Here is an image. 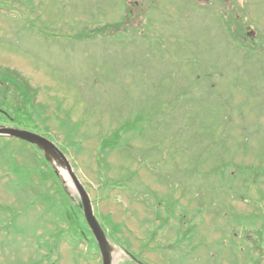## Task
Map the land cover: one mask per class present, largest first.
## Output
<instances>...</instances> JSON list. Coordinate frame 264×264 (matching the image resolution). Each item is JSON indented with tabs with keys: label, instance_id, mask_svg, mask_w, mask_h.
Returning a JSON list of instances; mask_svg holds the SVG:
<instances>
[{
	"label": "rangeland",
	"instance_id": "1",
	"mask_svg": "<svg viewBox=\"0 0 264 264\" xmlns=\"http://www.w3.org/2000/svg\"><path fill=\"white\" fill-rule=\"evenodd\" d=\"M239 16L247 43L229 24ZM261 38L264 0H0V74L38 89L40 117L70 151L112 264H264ZM9 85L0 76V100L19 93ZM125 124L100 160L101 141ZM26 150L18 160L33 172ZM0 160V264H104L57 163L62 187L36 171L12 180ZM72 226L91 235L89 251Z\"/></svg>",
	"mask_w": 264,
	"mask_h": 264
},
{
	"label": "trees",
	"instance_id": "2",
	"mask_svg": "<svg viewBox=\"0 0 264 264\" xmlns=\"http://www.w3.org/2000/svg\"><path fill=\"white\" fill-rule=\"evenodd\" d=\"M191 1H193V0H191ZM213 1L215 4L220 3V0H213ZM246 3H247V1H246ZM239 18H240V16L238 17V20H237L234 17L233 20H231V21L229 20V24H232L233 21L237 22L239 24V26L241 28L240 30L243 31V33H244L243 39L241 41L243 43H247L248 41H250L249 35H250L251 31H249V32L247 31V28L245 27V25L243 26V23L241 22L242 20L240 21ZM256 26H257V24H256ZM257 27H259V26H257ZM255 41L259 45V48L261 49L260 54L264 53V46L262 47V44H264L263 38L255 39ZM233 48H234V51H236L235 54H237V55H239V54L244 55L247 53V50L244 47L242 48L243 49L242 53H240V51H241L240 49H238L239 53L237 52L238 50L236 49V46H234ZM259 48H258V50H259ZM257 54L259 55V52L256 53V55ZM13 74L14 75L12 77H14V80H9L8 76H6L5 73L3 75L0 74L1 82L4 83V85L9 83L10 85H13L14 87H16L18 89L17 92H19L11 100H7V95L3 96V98L1 97L2 99L0 100L1 101L0 106H1V108L6 107L5 111L8 114L7 113L1 114V112H0V123H2V122L7 123L8 122L10 125H13V126H16L18 128H22V129H28V130L36 131V132L41 133L44 136L48 137L52 141H57V139L54 138L52 136V134L47 132V130H49V128H47L44 125V122L42 121V119L40 117L41 111H39V109L37 108L36 98H35L39 92L38 89L31 86L27 79L25 80L23 77H20L21 75L18 72L17 73L15 72ZM20 80H24V82H22ZM9 86H6L5 88L1 89L3 95H5L6 90L7 91L9 90V88H7ZM42 125L45 126V129L41 127ZM74 129H77L76 131H78V126H75ZM129 131H131V128H129V126L127 124H125L121 127L120 130L116 131L113 136H109L107 138H104L101 141V148H100V152H99L100 153V160L103 159V157L101 156L102 152L103 151L106 152L108 149L116 148L120 142L121 137L124 136V134L128 133ZM0 140L2 141V145L0 147V153L3 156V161H5V163L7 165V168L5 169L3 175H7L9 173L12 180L14 179L15 176H20V178L23 181H25V180L26 181H33L32 176L34 175L33 173L36 171L42 176V178L47 179V180H55L56 182H58V185L62 187V183L59 180L60 178H59V175L56 173V169L54 168L52 162L45 156L44 152L40 148H38L37 146L30 145L26 142L16 140L14 138L2 137V138H0ZM16 146H17V148H16ZM11 147H13L14 149ZM22 148L27 149L26 153H24V155L28 158V162H29V159H31L29 154H31L33 157L36 158L35 160H37V162L35 161L36 165L34 166L33 172H31L32 170L30 171L26 165L20 163L18 160L19 155H18V152L16 150H18V149L22 150ZM62 150H63L65 156H67V157L70 156V151L66 147L65 148L62 147ZM27 153H29L28 156H27ZM23 161L25 164L27 163L25 159ZM112 184L113 185L110 187H113V188H118V187L122 186V183L120 181H114ZM124 185H126V184L124 183ZM168 201L170 202V207H171L174 204V200L169 197ZM32 203H34V202L32 201ZM4 210H6V209L4 208ZM74 214H76V215L78 214V215L82 216L81 209L80 210L78 208H76V210L74 209ZM77 219L79 220V217H77ZM255 219L256 218H254L253 220L255 221ZM83 222H85V221L83 220ZM263 225H264V223H263ZM72 229L76 231V233L75 232L72 233L75 236L77 235L75 237V239L77 238V239H81V240L85 241L86 245H87V250L89 251V248L93 247L92 245H94V244L93 243L88 244L86 240H88L91 235L90 234L86 235V232H85V234H83L82 232L79 231V229L76 230L74 228V226H72ZM81 229H86L89 232V227L86 224V222H85V225L83 224V228H81ZM189 232H191V234H192L193 231H189ZM258 234L260 235V239L263 240L262 230L259 231ZM185 236H187V234ZM83 241H81V242H83ZM125 264H135V261H133V260H131L129 262L127 261Z\"/></svg>",
	"mask_w": 264,
	"mask_h": 264
},
{
	"label": "water",
	"instance_id": "3",
	"mask_svg": "<svg viewBox=\"0 0 264 264\" xmlns=\"http://www.w3.org/2000/svg\"><path fill=\"white\" fill-rule=\"evenodd\" d=\"M0 136H11L14 138H18L24 140L30 144L36 145L40 147L47 157L53 161V157L62 158L65 160L67 167L70 170L71 176L75 181L77 187V193L82 201V206L84 208V213L86 220L92 229L96 240L99 244L104 264H112V252L110 249V244L106 236L105 230L102 228L100 222L98 221L97 217L95 216L92 200L86 189L84 188L82 182L77 177L76 173L71 167L69 161L64 157L63 153L57 148V146L48 138L29 131L23 130L15 127H0Z\"/></svg>",
	"mask_w": 264,
	"mask_h": 264
},
{
	"label": "bare ground",
	"instance_id": "4",
	"mask_svg": "<svg viewBox=\"0 0 264 264\" xmlns=\"http://www.w3.org/2000/svg\"><path fill=\"white\" fill-rule=\"evenodd\" d=\"M54 162L57 163V165L59 166V168L61 169L62 173L65 175L66 180L68 181V183L70 184V186L77 191V187L75 184L74 179L71 176V173L67 167V165H63V163L60 161V159L58 157H53ZM70 173V174H69Z\"/></svg>",
	"mask_w": 264,
	"mask_h": 264
}]
</instances>
